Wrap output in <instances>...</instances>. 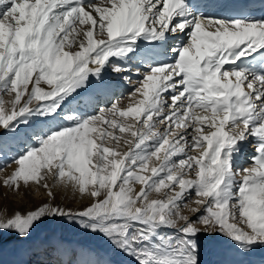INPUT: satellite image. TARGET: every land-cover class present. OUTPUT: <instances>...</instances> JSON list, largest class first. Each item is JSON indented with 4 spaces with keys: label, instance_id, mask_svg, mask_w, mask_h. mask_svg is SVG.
<instances>
[{
    "label": "snow or ice",
    "instance_id": "obj_1",
    "mask_svg": "<svg viewBox=\"0 0 264 264\" xmlns=\"http://www.w3.org/2000/svg\"><path fill=\"white\" fill-rule=\"evenodd\" d=\"M108 68L130 84L135 70L128 95L140 98L88 114L114 87ZM0 127L28 145L4 186L51 175L93 200L78 212L46 202L0 213V247L5 234L29 241L45 221L67 220L135 264H203L213 250L228 257L221 264H264V15L212 16L193 0H0ZM249 137L255 155L242 167ZM192 192L195 216L181 212ZM85 251L52 248L68 257L60 264H80Z\"/></svg>",
    "mask_w": 264,
    "mask_h": 264
},
{
    "label": "rangeland",
    "instance_id": "obj_2",
    "mask_svg": "<svg viewBox=\"0 0 264 264\" xmlns=\"http://www.w3.org/2000/svg\"><path fill=\"white\" fill-rule=\"evenodd\" d=\"M41 86L47 87L43 82ZM29 88H31V85H29ZM78 91L81 92L84 90ZM130 92V90L124 91L122 94L114 97L115 99H122V101L118 100L120 102V107H127L122 106V104L128 100H131L130 103H135L137 101L134 99H125L127 97L126 95ZM12 99L13 97L11 95L4 96L6 102L5 107L7 109L11 108L10 101ZM35 106L36 102L34 101L32 107ZM100 106L101 105H99V107ZM127 120L128 123H135L131 117L127 118ZM127 138L131 139V137ZM0 139H2V142H0V167H3L5 163L10 164V167H5L3 171H0V213L4 214V218L10 217L17 211L26 214L28 211L35 210L38 206L46 202L66 209L70 208L73 212H78L93 202L91 197L86 195L81 196L78 191H74L71 187L54 184L51 175H48L47 179L42 181L41 184L31 183L28 186L21 184L19 191H15L10 186H4V179L17 167L15 163L11 162V157L22 154L28 145L23 143L19 136L3 129V127H0ZM128 147L129 145H125L123 141L121 142V151L127 150ZM250 148L249 144L243 154V158L246 159L250 155ZM43 183H47L52 188L55 194L54 199L49 197L48 190L42 186ZM139 187L140 185L137 184V190H139ZM166 193L167 190L160 193H152L151 198H164ZM192 199H195V192H192L187 200L190 207H181V212L183 214L191 216L196 215L190 212V208L196 206L191 203ZM10 239L17 242L15 247L9 243ZM220 241L226 243L222 237ZM59 243L67 244L72 247L85 246L93 249L94 251L92 252L85 251L78 256L80 264L84 261L81 255L87 258L89 261L88 264H95L94 261L97 262V259L101 264H103L105 260H110L115 264H135L133 257L113 250L110 243L101 235L93 234L90 230L81 228L78 223L73 224L67 220H58L52 224L45 221L44 224L40 225L33 233L29 241H21L20 238L16 236L9 238L8 235L5 234L3 246L0 247V264H60V261L66 260L68 257L63 254H54L52 252V248ZM45 250L48 251V256H44L43 254L42 256L38 255ZM258 254L260 255L261 252L258 251ZM201 259L203 264H206L208 252L204 253Z\"/></svg>",
    "mask_w": 264,
    "mask_h": 264
},
{
    "label": "bare ground",
    "instance_id": "obj_3",
    "mask_svg": "<svg viewBox=\"0 0 264 264\" xmlns=\"http://www.w3.org/2000/svg\"><path fill=\"white\" fill-rule=\"evenodd\" d=\"M229 1L230 0H193V3L196 4L197 7L199 8V10L205 14L226 18V17L230 16L229 15ZM93 2H98V0H93ZM93 15H96V13L94 12ZM181 37H182V34H177L176 36H174L170 39L169 44L174 45L175 43H178L180 41ZM166 48H167V45L160 48L159 51L163 52V51H165ZM158 59H161V60L167 59L170 62L171 61V55L169 54V56H167V57L161 55L160 57H158ZM134 63H135V61H134ZM105 74H106V77L108 79H110L114 82V87L111 91H109L107 93H100V94L95 96L93 102L86 109L88 114H93L98 108L107 109L108 107L111 106V103L114 101H117V100L122 101V99H115L114 97L115 96L117 97L118 95L122 94V92H124V91L125 92L129 91V90L132 91L133 84L140 78L136 74L135 70H133L131 72V79L133 82L132 84L121 79L122 75H128L127 72L122 73V74H117V73L113 72L110 68H108V69H106ZM90 79H92L93 83L95 82L94 77L90 78ZM91 91H92L91 89L81 91L80 96L77 97V100H80L81 98L88 97V95ZM128 94L126 95L127 97L125 96L126 98L124 97L125 99H134V100L138 101L140 98L139 94H137L136 97H129ZM130 102H131V100L126 101V102H124V104H122V106H128V104ZM73 105H75V101L73 102ZM99 105H101V106L99 107ZM166 111H167V109H166ZM161 130H163V126H161ZM205 131H208V129H205ZM249 144L251 147L249 149L250 155L245 159V158H243V154H244L245 150L248 148ZM254 145H255V140L252 137H249L248 140L241 145V153L237 158V163L240 166H242V167L251 166L252 157L255 155ZM201 150L202 149H197L196 152L193 154H196ZM178 158L179 157H177L176 159H178ZM157 163H158V161H156L154 159L153 164L155 165ZM227 247H229L228 242H226V243L221 242L220 243V248H227ZM42 254L44 256L49 255L47 250L40 252V254H38V255L42 256ZM81 256L84 259V261L81 264H88L89 261L87 260V258H85L84 255H81ZM259 257H260V255L257 253V256L255 257V259H259ZM226 259H228V257L226 255H224L222 251L213 250L211 252H208V259H207L206 264H221V262L226 260ZM97 261H98V259H97ZM108 261H110V260H108ZM94 263L96 264L95 261H94ZM14 264H16V263H14ZM43 264H45V263H43ZM89 264H92V263H89ZM111 264H115V263L111 262Z\"/></svg>",
    "mask_w": 264,
    "mask_h": 264
}]
</instances>
